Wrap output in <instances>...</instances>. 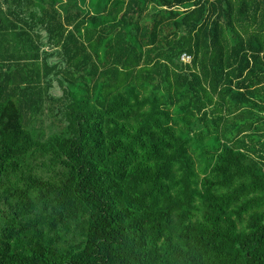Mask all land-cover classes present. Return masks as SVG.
I'll list each match as a JSON object with an SVG mask.
<instances>
[{
  "label": "trees",
  "instance_id": "16d2710c",
  "mask_svg": "<svg viewBox=\"0 0 264 264\" xmlns=\"http://www.w3.org/2000/svg\"><path fill=\"white\" fill-rule=\"evenodd\" d=\"M0 264H264V0H0Z\"/></svg>",
  "mask_w": 264,
  "mask_h": 264
},
{
  "label": "rangeland",
  "instance_id": "374dc122",
  "mask_svg": "<svg viewBox=\"0 0 264 264\" xmlns=\"http://www.w3.org/2000/svg\"><path fill=\"white\" fill-rule=\"evenodd\" d=\"M215 135H216L215 132L210 134V142H209V143H211L212 146H214V147L218 146V143L216 142L215 137H213V136H215ZM210 148H211V147H210ZM200 172L202 173V169H200Z\"/></svg>",
  "mask_w": 264,
  "mask_h": 264
},
{
  "label": "built area",
  "instance_id": "2783aa9c",
  "mask_svg": "<svg viewBox=\"0 0 264 264\" xmlns=\"http://www.w3.org/2000/svg\"><path fill=\"white\" fill-rule=\"evenodd\" d=\"M181 61H183V62H189L190 61V57L189 56H186V55H182L181 56Z\"/></svg>",
  "mask_w": 264,
  "mask_h": 264
}]
</instances>
